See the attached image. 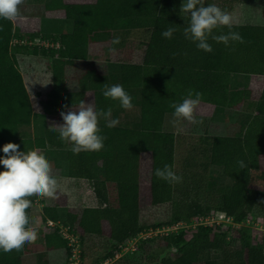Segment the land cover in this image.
Here are the masks:
<instances>
[{"label":"trees","instance_id":"trees-1","mask_svg":"<svg viewBox=\"0 0 264 264\" xmlns=\"http://www.w3.org/2000/svg\"><path fill=\"white\" fill-rule=\"evenodd\" d=\"M61 7L68 17L78 20L71 36L53 40L60 43L58 49L13 43L14 40L31 42L35 39L21 37L12 21L0 19V157L4 156L2 149L8 143L17 144L19 151L27 152L40 148L44 142L39 138L31 139L21 129L31 125L32 108L17 66L16 53L39 55L49 52L55 58L52 83L56 91L63 85L61 67L67 62L63 60L77 58L74 54L76 48L85 45L82 34L86 27L79 19L89 17L94 24L92 32L115 30L117 27L112 23L118 20L146 21L153 26V35L144 64L119 65L109 79V87L114 84L123 86L132 97L133 108L125 110L119 101L101 96L99 104L103 99V104L112 109V118L118 119L119 124L108 128L106 122H99L100 135L106 137L104 148L99 152L76 154V176H87L93 181L99 206L66 211L65 217H61L62 223L72 228L79 227L84 233L81 237L83 244L85 236L97 234L100 223L107 222L108 238L113 248L105 260L113 256V250L119 245L140 233L177 223L188 225L193 219L216 212L230 218L232 224L239 227L219 224L181 228L166 235L139 240L135 252L139 249L146 253L149 250L147 246L154 243L162 253L153 257L149 264H264V235L256 241L246 224L247 221L250 226L259 223L261 219H257L258 216L264 218V190L250 186L252 174L260 171V158L264 156V88L257 100L248 102L243 110L236 108L250 99V93L242 86V76H264V26H232L231 30L238 32L244 43L230 42L226 47L209 39L213 52L206 53L183 34V28L189 24V16L181 15V0H97L93 6ZM102 22L108 25L102 27ZM168 27L178 29L171 39L161 35ZM228 31L227 27H222L214 30L213 34H226ZM189 90L201 93V102L215 104L216 113L234 111L241 131L234 136L205 135L200 138L203 147L199 151H209L210 173L200 177L199 181H193L191 190L196 196L193 204L174 199L175 184L154 175L155 170L165 164L175 172V136L163 131L162 125L165 115L174 113L170 105L181 103ZM67 99L63 101L66 105L69 104ZM100 110L106 111L107 108L99 106ZM143 153H149L151 157L150 204L172 206L170 219L151 227L141 223L139 217L140 157ZM239 160H243L247 167L241 169L237 164ZM85 162L93 167L92 172H85ZM187 167L183 165L181 175L187 174ZM201 178H205L206 183L203 192L199 193ZM261 178L264 179V174ZM106 184L114 191V203L109 199ZM199 195H203V199ZM53 237L61 240L67 257L66 242L56 232ZM170 249L176 251L172 253ZM134 253L113 264H131L124 259ZM24 254L23 249L7 254L0 251V264H22ZM82 259L83 254L80 264H83Z\"/></svg>","mask_w":264,"mask_h":264},{"label":"crops","instance_id":"crops-1","mask_svg":"<svg viewBox=\"0 0 264 264\" xmlns=\"http://www.w3.org/2000/svg\"><path fill=\"white\" fill-rule=\"evenodd\" d=\"M96 1L97 0H24V4L20 7V18L13 20L12 23L21 37L30 40H46L49 37H54L55 40L59 41L63 37L73 34L75 22L78 20L74 17H68L61 5L86 7L93 6ZM216 2L219 8L235 16L233 14L236 9L234 3H237V1L205 0V4H215ZM257 2L264 3V1L260 0ZM182 3L183 0H181V5ZM181 15L188 16V14L183 12H181ZM79 20L82 21L86 27L85 32L82 34V37L85 39V45L76 48L74 54L77 58L63 60L67 61L61 67L63 85L58 86L56 91H54L52 83V68L55 58H53L49 52L39 55L20 52L15 55L16 59L21 56H26L25 58L38 57L37 59L39 62H42V66H40L41 69L40 71L38 70L41 84L39 83V88H36L31 83L30 75L32 71L30 70L31 67L35 66L37 61L33 62L29 59L25 61L24 68L27 67L26 75L27 72L30 71L28 85L24 77H22V79L28 97L30 91L34 94L35 104H32L30 101L32 108L31 125L21 129L22 131H26L31 139L39 138L40 140H44L43 146L40 145L39 149L42 150V154L50 162L52 174L59 182L56 198L29 197L31 200V207L26 211L30 217L31 226L34 227L38 233V239L35 244L24 245L23 251L25 254L21 258L22 264H65V262L62 261V255L66 252L65 248L62 246L61 240L53 237L54 231L45 227V223L47 221L62 223L61 217H65L63 215L66 211L76 212L81 209L95 208L96 202L98 201L96 200L97 196L95 195L93 181L86 178L87 176H76L78 163L76 154L71 151L73 145L69 142L62 141L59 131L54 127L55 125L64 123L60 113L67 112L69 109H72L74 105H78L80 101L86 104L92 103L96 111H98L99 106L108 109V105L103 104V99L100 100V104L98 99L101 96L105 98L102 92L105 89V85L109 87L111 75L117 72L116 70L119 65L142 66L145 61L148 44L153 35V26L149 23L147 24L146 21L118 20L112 23V25L117 27L115 30L106 29L92 32L91 27L94 24L89 17H82V19ZM43 21L49 23L46 22V24L43 25ZM107 25V22H102L101 26ZM236 25L264 26L263 23L233 22V26ZM79 37L80 36H78V39ZM116 37L120 38V44L114 46L112 40ZM113 47L117 49L115 54L110 52V49ZM15 49H18V47L15 46ZM242 77V86L250 93V99L244 101L236 108H243L248 102L257 100L264 88V76L245 75ZM28 87H30L29 92ZM215 88H217V86H215ZM227 91H229V88ZM256 92H258V95L254 96ZM67 98H69V104L66 105L63 101L68 100ZM77 100H79V102L76 103ZM215 109V104L201 102L197 107L196 114L197 116L208 117L211 120L219 119L225 115V112L216 113ZM171 115H173V113H167L165 115L162 129L165 132L174 134L176 148V133H178V131L173 132L166 128L167 117ZM99 122L104 123L105 121L101 119ZM205 135L203 133V136ZM143 155L144 154H141L140 162ZM98 165L100 166V163ZM0 168L5 171L2 165ZM83 169L85 172H92L93 167L85 162ZM106 188H109L108 184H106ZM56 216H58V220H54Z\"/></svg>","mask_w":264,"mask_h":264},{"label":"clouds","instance_id":"clouds-1","mask_svg":"<svg viewBox=\"0 0 264 264\" xmlns=\"http://www.w3.org/2000/svg\"><path fill=\"white\" fill-rule=\"evenodd\" d=\"M24 0H0V19L13 21L20 18V7ZM181 12L188 14L189 24L183 28L186 39L196 43L199 50L206 53L213 52L209 39L216 43H223L226 47L230 42L244 43L243 37L232 31L233 16L222 10L216 4H205V0H183ZM227 27L228 33L214 35V30ZM178 29L168 27L161 35L171 39ZM112 44L119 45L120 38L112 40ZM115 47L110 52L115 54ZM105 98L119 101L122 108H133L132 97L120 84L111 87L105 85L102 92ZM202 94L189 90L181 103L170 105L174 109L173 126L177 131H182L183 122L190 125L202 124V120L196 118V110L201 103ZM64 123L55 125L62 141L73 145L71 151L74 154L80 152H99L104 148L106 137L100 135L99 121L103 119L108 128H114L119 124L118 119L112 118V109L96 111L92 103L80 101L67 112L60 113ZM19 145L8 143L3 146L4 156L0 157V165L5 171L0 172V251L11 253L21 251L25 244H35L38 233L31 226L27 209L31 207L29 197L38 196L54 199L59 188V182L52 174L50 162L42 154V150L36 148L31 151H19ZM241 169L247 167L243 160L237 161ZM154 175L169 184L182 183L183 177L177 175L173 168L165 164L163 168H157Z\"/></svg>","mask_w":264,"mask_h":264},{"label":"rangeland","instance_id":"rangeland-1","mask_svg":"<svg viewBox=\"0 0 264 264\" xmlns=\"http://www.w3.org/2000/svg\"><path fill=\"white\" fill-rule=\"evenodd\" d=\"M218 6V3H215ZM236 9L234 10L233 20L234 22H249L253 24L263 23L264 24V3L263 2H241L237 1L234 3ZM47 21H43V25ZM49 23V22H47ZM48 38V37H47ZM55 38L49 37L46 39L48 42H53ZM40 40V39H35ZM34 43V42H33ZM40 44V43H39ZM38 44V45H39ZM26 56H21L17 60L18 69L21 72L22 77L26 80L28 85V78L30 71L31 83L37 88L41 84L38 76V70L40 71L42 62L37 58H25ZM29 59L31 61H37L34 67H31V70L27 72L24 68L25 61ZM34 71V72H33ZM40 83V84H39ZM28 92L30 87H28ZM258 92L254 96H257ZM31 95V97H30ZM30 101L32 104L34 102V94L29 92ZM241 109V107L239 108ZM208 115V114H205ZM198 120H202V124L190 125L187 122H183L182 131L176 133V148H175V161L174 169L177 175H181V168L188 166L185 171L186 175H181L183 177L182 183L174 185V199L183 200L185 203H192L195 199V192L191 190L193 181H199L200 177H206L210 173L209 167V151H199L203 146L200 143V138L204 135H223V136H234L238 135L240 131V126L236 121V114L232 110L225 112V115L219 119L211 120L208 117L197 116ZM174 116H168L166 120V128L171 131H176L177 129L173 126L172 121ZM216 121V122H215ZM142 160L140 162V178H139V205H140V221L147 227L152 225L162 224L168 221L172 214L171 204H164L158 206H152L150 204V174H151V157L149 153H143ZM261 169L258 172L252 174L251 188L264 190V179L261 176L264 174V156L260 158ZM197 177V178H195ZM200 188H198L199 193H202V188L205 187V178H201ZM109 199L112 203L115 202L114 191L109 187L108 190ZM188 191V194L185 192ZM96 195V192H95ZM187 196V197H186ZM203 195H199V198L203 199ZM98 200V198L96 199ZM181 200V201H182ZM193 204V203H192ZM96 207L99 206V201L96 202ZM216 215L217 213L214 212ZM216 219L221 221H226L224 217L220 214L216 215ZM257 219H261L258 225L249 224L248 229L252 231V235H255L256 241H258L261 236L264 235V218L258 216ZM195 219L188 222L189 224H194ZM224 223V222H223ZM258 223V222H256ZM188 224V225H189ZM77 230H82L79 227H76ZM109 227L107 222L103 221L100 223L99 232L95 235H88L84 237V242L81 247V254H83V264H98L101 262L104 257L110 253L113 248V244L110 242L109 238ZM148 247V252L144 253L143 251H138L134 255L128 256L124 261L131 264H149L153 257H157L162 253V249H159L158 246H155L154 243H151ZM171 256H173L171 254ZM67 257L66 252L62 255V261L66 263ZM104 261V260H103ZM102 263V262H101ZM110 264V263H109Z\"/></svg>","mask_w":264,"mask_h":264},{"label":"built area","instance_id":"built-area-1","mask_svg":"<svg viewBox=\"0 0 264 264\" xmlns=\"http://www.w3.org/2000/svg\"><path fill=\"white\" fill-rule=\"evenodd\" d=\"M34 42V43H33ZM13 43H19L21 45H27L29 47L37 46L39 48H55L58 49L60 47V43L58 41L55 42H48L47 40H33V41H18L14 40ZM40 43V44H39ZM39 44V45H38ZM217 213L216 215H218ZM215 214H211L207 217H199L195 220L194 224L185 225L184 223H177L171 227L162 228L160 230H149L147 232H143L138 234L136 237L128 239L124 244L119 245L117 249L113 250V256L111 258L105 259L101 264H113L116 260L120 259L121 257L132 254L137 250V244L139 240H144L146 238L156 236V235H166L169 232L177 231L181 228H193L197 225H207V226H214L219 224H231L234 227L238 228V224H232L230 218L225 217L223 214H220L222 217L226 219V221H221L216 219ZM224 222V223H223ZM247 226L249 223L247 221ZM259 223H254L253 225H258ZM45 227L51 229L52 231L56 232L61 239L66 242L67 249L69 250V255L67 256V260L65 264H80L81 263V237L84 235L83 231L77 230V228H72L69 225H65L61 222H53L47 221L45 223Z\"/></svg>","mask_w":264,"mask_h":264},{"label":"water","instance_id":"water-1","mask_svg":"<svg viewBox=\"0 0 264 264\" xmlns=\"http://www.w3.org/2000/svg\"><path fill=\"white\" fill-rule=\"evenodd\" d=\"M176 251V249H170V252L174 253Z\"/></svg>","mask_w":264,"mask_h":264}]
</instances>
